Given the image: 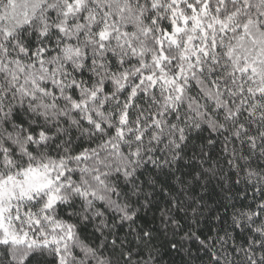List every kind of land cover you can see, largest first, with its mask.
<instances>
[{"label": "snow or ice", "instance_id": "obj_1", "mask_svg": "<svg viewBox=\"0 0 264 264\" xmlns=\"http://www.w3.org/2000/svg\"><path fill=\"white\" fill-rule=\"evenodd\" d=\"M0 264H264V0H0Z\"/></svg>", "mask_w": 264, "mask_h": 264}]
</instances>
